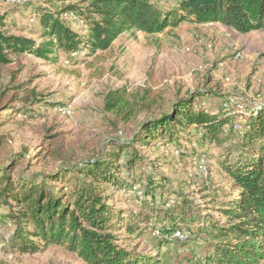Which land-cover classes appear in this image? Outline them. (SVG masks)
<instances>
[{
  "label": "trees",
  "instance_id": "1",
  "mask_svg": "<svg viewBox=\"0 0 264 264\" xmlns=\"http://www.w3.org/2000/svg\"><path fill=\"white\" fill-rule=\"evenodd\" d=\"M80 2L85 5L69 4L63 12L82 19L85 32H78L58 14L42 10L38 15L42 41L37 45L30 38L3 31L0 16V79L2 67L12 62L11 55L31 53L55 62L57 50L65 53L86 50L87 54H93L107 50L124 31L154 35L182 22H219L240 32L264 29V0ZM26 89L25 84L4 87L0 82V110L12 109L11 103L17 100L32 107L50 105L33 90L25 93ZM22 92L25 95L21 96ZM205 94L195 90L166 103L151 88L137 87L130 91L125 86L108 88L103 95L102 110L110 117L106 118L109 125L117 128L138 121L130 141L108 138L104 147L107 152L104 149L77 168L47 173L25 175L19 171L12 176L20 158L19 155L10 158L9 163L0 166V206L7 207L0 213V221L13 225L9 245L21 253L61 245L85 264L263 263L264 103L242 115L245 124L234 129L236 117L195 104ZM141 114L145 116L140 120ZM4 120L0 117V123ZM192 129L196 130L201 145L208 142L213 150H221L217 164L229 183L214 194L208 211L191 222L196 223L193 231L198 245L185 256H173L170 247L163 249L168 240L159 236L154 254L120 245L118 237L135 240L145 236L146 230L160 218L173 224L188 217L194 221L189 200L182 195L177 197V203L173 199L170 206L165 205L167 199L157 204L151 198L136 202L137 210H131L111 203V196L106 193L109 187L124 191L134 177L133 172L142 171L144 158L136 144L149 146L154 138L179 143L193 135ZM123 155L125 160L121 159ZM121 170L126 171V176H121ZM66 180L73 182L64 191ZM162 185L152 177L148 187L155 192Z\"/></svg>",
  "mask_w": 264,
  "mask_h": 264
},
{
  "label": "rangeland",
  "instance_id": "2",
  "mask_svg": "<svg viewBox=\"0 0 264 264\" xmlns=\"http://www.w3.org/2000/svg\"><path fill=\"white\" fill-rule=\"evenodd\" d=\"M151 1L161 4L164 0ZM69 4L85 5L80 0H0L2 29L8 34L30 38L37 45L42 41L38 15L46 10L58 14L78 32H85L84 23L74 13L63 12L64 6ZM237 52L242 54L241 58H235ZM55 56L56 61L52 62L31 53L11 55L12 62L2 67V86L25 84V93L33 90L43 102L50 103L46 107L41 104L32 107L30 103L17 100L11 103L12 109L0 110V117L5 119L0 123V166L9 163L13 156L20 158L12 176L19 171L31 175L77 168L101 154L108 138L130 141L138 121L120 124L117 128L109 125L106 118L110 117L102 110L103 95L108 88L125 86L128 91L137 87L151 88L163 96L166 103L195 90L204 91L206 94L195 101L196 105L208 111L229 113L241 124H245L243 114L234 113V103L224 108L225 102L230 103L229 99L234 98L248 113L264 103V29L240 32L219 22H182L176 28H166L154 35L124 31L107 50L93 54L86 52L71 57L57 50ZM59 104L71 108V117L54 111ZM144 116L141 114L139 119ZM195 133L192 129L193 135L179 143L154 138L149 146L136 144L144 158L142 171L133 172L134 177L124 191L106 189L111 203L131 210H137L135 203L142 200L147 202L153 198L159 204L172 198L177 203V197L182 195L189 200L194 221L188 217L173 224L160 218L154 227L146 230L145 236L135 240L118 237L120 245L154 254L153 249L159 242L154 234L157 229L162 233L179 229L188 236L183 241H166L163 249L170 247L173 256L189 255L198 245L193 231L196 223L191 222L208 211L214 194L229 183L217 164L221 150H213L208 142L201 145ZM203 155L208 175L198 170L196 159ZM126 174L121 170V176ZM152 177L163 184L155 192L148 187ZM72 182L65 181L64 191L69 190ZM133 186L147 195L138 199L132 192ZM144 209L147 211L148 207ZM5 210L7 207L1 205L0 213ZM12 229L11 222L0 221V264H85L61 245L21 253L8 243Z\"/></svg>",
  "mask_w": 264,
  "mask_h": 264
},
{
  "label": "built area",
  "instance_id": "3",
  "mask_svg": "<svg viewBox=\"0 0 264 264\" xmlns=\"http://www.w3.org/2000/svg\"><path fill=\"white\" fill-rule=\"evenodd\" d=\"M165 1V0H164ZM162 1V2H164ZM79 19V21H82V19H80L79 17H77ZM210 24L212 22H209ZM86 54V51L85 50H73L71 52H69V55L71 57H77V56H81V55H85ZM242 57V54L240 52H237L235 54V58L238 59V58H241ZM68 62V61H66ZM222 64L220 63L219 64V67H217V69L220 71L221 70V67ZM229 102H225L223 104V107L224 108H228V105L229 104H233L235 106V109L234 110V113H240V114H243V116L246 114V112L243 110V106L242 104L238 103L236 99L234 98H230L229 99ZM203 104V102H202ZM54 111L57 112L58 114L62 115V116H65V117H71L72 115V111H71V108L68 106V105H63V104H59V105H56V107L54 108ZM233 113V112H232ZM242 117V116H241ZM241 127V123H239V121H235L233 123V128L234 129H240ZM175 154H178V151H174ZM197 166H198V170L200 171V173H202L203 175H208L209 171H208V166L206 164V159L204 156H199L197 159ZM134 195L138 198V199H143L144 196H145V193L142 189L138 188L137 186H133V191ZM174 202V200L172 198H169L167 201H166V206H170V204H172ZM154 234L157 235V236H161L162 238L166 239V240H176V241H183L185 240L188 236L184 233V231H181L179 229L177 230H173L171 232H165V233H162L160 232L158 229L154 231Z\"/></svg>",
  "mask_w": 264,
  "mask_h": 264
}]
</instances>
